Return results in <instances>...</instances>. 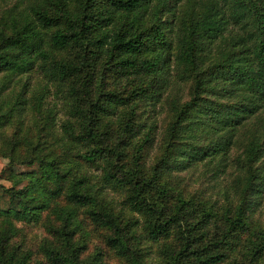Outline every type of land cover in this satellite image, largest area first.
Segmentation results:
<instances>
[{
	"label": "trees",
	"instance_id": "16d2710c",
	"mask_svg": "<svg viewBox=\"0 0 264 264\" xmlns=\"http://www.w3.org/2000/svg\"><path fill=\"white\" fill-rule=\"evenodd\" d=\"M0 157V264H264V0H0Z\"/></svg>",
	"mask_w": 264,
	"mask_h": 264
},
{
	"label": "rangeland",
	"instance_id": "374dc122",
	"mask_svg": "<svg viewBox=\"0 0 264 264\" xmlns=\"http://www.w3.org/2000/svg\"><path fill=\"white\" fill-rule=\"evenodd\" d=\"M163 113L158 115V118L161 119ZM11 128L9 129V127L6 129L7 133L10 132ZM7 159L0 157V171L5 167V165L7 164ZM201 165L197 166V170L198 172H201ZM16 168L18 170H27L28 168H26L25 166H16ZM30 170V169H29ZM6 176V174H5ZM5 176H0V194L2 193V189L3 188H7L10 187L11 184L8 181V179H6ZM188 176V175H187ZM209 178L210 176L207 175L206 177H199L198 174L195 175L192 179H191V189L196 188L199 184L201 186H205L207 183H209ZM219 181H221L220 179H218ZM25 183V182H23ZM221 184V183H220ZM220 184H218V188H220ZM20 185H22V183H20L17 187H20ZM113 196L115 197L116 202H120V198L118 197V194H113ZM263 196V195H262ZM262 196H259L255 202V204L253 205V214L254 216L260 218V219H264V198L262 199ZM221 199V198H220ZM222 200V199H221ZM6 204V200L4 201L3 198H0V207L4 206ZM80 218L83 220V213H80ZM49 219L52 221V218L49 214L44 213L42 216V220L36 224V223H30V224H25V227L23 229V240H24V244L23 246L26 247V249L31 250L32 252H35L37 249L38 244L43 241L45 238H48L49 235L46 231V229L43 227L46 223V220ZM86 223V228L88 230H90L91 232V237L89 238V242H88V250L87 252H94L95 249L101 248L103 253L106 254V257L104 259L105 264H120V261L117 259L116 257V253H114V251L112 249H110L109 247H107L103 242H102V233H100L98 230H93L92 226L88 224V221L85 220Z\"/></svg>",
	"mask_w": 264,
	"mask_h": 264
}]
</instances>
